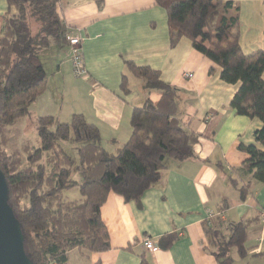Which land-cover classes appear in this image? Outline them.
<instances>
[{
	"label": "trees",
	"instance_id": "trees-1",
	"mask_svg": "<svg viewBox=\"0 0 264 264\" xmlns=\"http://www.w3.org/2000/svg\"><path fill=\"white\" fill-rule=\"evenodd\" d=\"M7 1L9 11L0 34V168L33 264H72L73 251L81 257L110 248L101 212L110 193L139 203L161 179L170 160L195 156L200 134L182 122L179 88L163 81L160 71L133 62H127L129 70L144 78L148 93L158 90L162 96L157 103L148 96L133 109L131 134L122 146L111 148L115 139L108 146L99 127L82 113H75L70 122L53 115L34 116L31 105L47 81L42 50L68 43L70 29L58 12L60 0ZM156 1L167 11L172 46L188 38L221 67L224 81L240 82L231 107L237 114L262 121L255 143L239 146L249 154L241 169L264 183V49L246 52L242 47L240 4L234 0ZM126 78L121 85L124 91L128 90ZM23 118L34 119L40 146L26 143L10 154L6 141ZM69 150L78 155V162ZM231 181L238 185L236 179ZM249 189V184L241 186L243 194ZM214 220L205 221L209 251L221 264H233V250L246 258L252 249L247 245L252 220L226 227L213 225ZM253 256L264 257V251Z\"/></svg>",
	"mask_w": 264,
	"mask_h": 264
},
{
	"label": "crops",
	"instance_id": "crops-1",
	"mask_svg": "<svg viewBox=\"0 0 264 264\" xmlns=\"http://www.w3.org/2000/svg\"><path fill=\"white\" fill-rule=\"evenodd\" d=\"M8 11V1L0 0V34ZM58 12L70 32L82 38L88 75L74 74L78 79L72 78L69 43L51 44L42 50L41 56L44 52L46 57L50 53L55 57L57 75L63 78L54 93L47 77L44 92L31 105L34 116L53 115L70 122L75 113H82L99 127L108 146L112 139L116 143L111 148L122 146L131 134L133 109L142 106L148 96L154 103L162 96L158 90L148 93L144 78L129 70L127 62H133L160 71L163 81L179 88L182 122L200 134L195 156L170 160L161 179L139 203L110 193L101 212L111 246L80 258L87 264H221L209 251L205 233V221L214 212L213 225L217 227L252 220L247 241L252 249L244 264H264L263 256H253L264 251L259 221L264 183L252 180V175L241 169L249 154L239 147L255 143V131L262 121L237 114L231 107L240 82L224 81L221 67L196 50L188 38L182 37L172 46L167 11L156 0H60ZM253 27L255 31L264 29V21L257 18ZM246 41L240 32L246 52L264 49L259 45L264 43L260 32L253 35L251 44ZM64 51L65 59L58 60L57 53ZM189 73L193 76H186ZM124 75L126 91L121 87ZM246 184L250 189L243 194L241 186ZM146 238L159 249L148 250Z\"/></svg>",
	"mask_w": 264,
	"mask_h": 264
},
{
	"label": "rangeland",
	"instance_id": "rangeland-1",
	"mask_svg": "<svg viewBox=\"0 0 264 264\" xmlns=\"http://www.w3.org/2000/svg\"><path fill=\"white\" fill-rule=\"evenodd\" d=\"M239 4L241 6L239 31L241 32V35H244V38H247V41L245 42V44L247 45V43L251 44L250 39L253 37L255 33L260 32V35L264 34L263 28H260L259 30L255 31L253 27V23H255L257 18L260 19V22L264 21V0H240ZM33 27L36 29L37 25L33 24ZM254 40L256 41V36L254 37ZM259 45H264V43L262 44L259 43ZM245 48L249 50L248 48H251V45ZM254 48H258V47L255 46ZM52 52L55 54V50ZM66 53L67 51H64V53L61 55L60 53H57L58 60H61V59L64 60L66 57L65 55ZM50 55L51 53L46 57V55H44V52H43L42 60L44 61V64L46 67L47 77L50 76V82H51L50 88L52 89L54 93H56V89H57L56 87L58 86L57 84L60 83L62 85V83L60 82V77H62V75H57V70H56L57 61L55 57L52 55V57H54L52 59V63H55L52 65L51 60H50V58L52 57H50ZM72 74H73L72 78L78 79L74 75V72ZM65 107H67V105H65ZM23 119H21L17 123L16 126L11 128L8 141H6L5 148L10 154H13L15 149L22 148L23 145L26 143H31L35 147L40 146V140H39L37 129L34 123V119L32 118L31 119L23 118ZM69 151L73 155L74 159L78 162V155L72 152L71 150ZM75 177L78 180H81V176L79 174L75 173ZM234 251L235 250H233V254H232L233 257L234 256L236 257V260H234V264L247 263L248 260L246 258L240 259L239 256H237V254L234 253ZM72 263L73 264H87L84 259L80 258L78 251H75L74 254L72 255Z\"/></svg>",
	"mask_w": 264,
	"mask_h": 264
},
{
	"label": "water",
	"instance_id": "water-1",
	"mask_svg": "<svg viewBox=\"0 0 264 264\" xmlns=\"http://www.w3.org/2000/svg\"><path fill=\"white\" fill-rule=\"evenodd\" d=\"M9 185L0 168V264H33L26 248V235L10 204Z\"/></svg>",
	"mask_w": 264,
	"mask_h": 264
},
{
	"label": "built area",
	"instance_id": "built-area-1",
	"mask_svg": "<svg viewBox=\"0 0 264 264\" xmlns=\"http://www.w3.org/2000/svg\"><path fill=\"white\" fill-rule=\"evenodd\" d=\"M67 40L69 45L72 48V65H73V71L74 74L78 77H84L87 76V69L85 66L84 56H83V50H82V38L79 35L72 34L69 32L67 34ZM188 77H192L193 74H186ZM216 216V214L213 212H210L208 214L207 220H211ZM260 222L262 224V230L264 231V208L260 211ZM144 246L153 252L157 251L159 249V246L153 242L152 239L146 238L144 240Z\"/></svg>",
	"mask_w": 264,
	"mask_h": 264
}]
</instances>
